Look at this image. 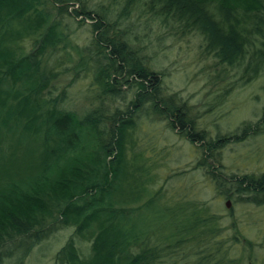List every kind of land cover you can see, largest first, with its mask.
Wrapping results in <instances>:
<instances>
[{
	"label": "trees",
	"instance_id": "trees-1",
	"mask_svg": "<svg viewBox=\"0 0 264 264\" xmlns=\"http://www.w3.org/2000/svg\"><path fill=\"white\" fill-rule=\"evenodd\" d=\"M73 2L79 6L69 11ZM49 6L91 28L87 48L103 98L81 114L66 109L67 89L55 95L51 59L72 45V22L52 18ZM134 15L195 33L220 64L246 62L245 84L264 76V0H0V264H28L40 245L70 228L55 264H175L173 256L189 248L196 264H264L246 258L255 245L243 246L226 205L264 207V172L236 173L222 158L232 142L264 134V112L236 133L210 137L187 103L166 93ZM125 88L132 99L109 112L103 99L126 101ZM148 122L158 138L164 125L168 137L196 146L195 168L217 204L193 196L188 185L154 188L168 151L154 134H139Z\"/></svg>",
	"mask_w": 264,
	"mask_h": 264
},
{
	"label": "rangeland",
	"instance_id": "rangeland-1",
	"mask_svg": "<svg viewBox=\"0 0 264 264\" xmlns=\"http://www.w3.org/2000/svg\"><path fill=\"white\" fill-rule=\"evenodd\" d=\"M74 3L70 4L69 11L78 8V4L72 5ZM49 8L52 18L62 20V24L72 22L67 32L72 45L64 51L54 53L51 59L50 65L59 74L55 95L61 93L64 88L67 89L69 100L66 109L81 114L100 105L96 97L101 96V89L98 87V91V85L95 83L92 69L94 63L91 58L93 55L87 48L92 42L91 28L88 22L79 25L67 13L58 14V10L51 6ZM140 15H134L131 22H134L140 33L147 62L152 64L155 71L163 74L166 93L177 94L186 102L189 113L202 128L208 130L210 137L215 138L218 131L221 135L233 134L244 122L260 121L264 112V76L245 84L243 67L246 62L239 67L220 64L212 55L204 52L203 41L195 33H184L177 26L162 25L152 21L150 17ZM81 65H85L86 69H78ZM124 91L126 101H112L105 96L103 105L109 112L115 107L125 108L132 99V90L125 88ZM151 127L153 126H150V122L146 123L139 129V134H149V139H153L154 134L155 139L158 138L154 129H157V126ZM164 127L158 126L161 135L157 142L159 148L168 152L163 155L165 159L161 162L154 188H180L188 185L193 196L201 201L217 204L212 184L204 185L206 178L195 168L198 160L196 146L172 134V137H168L163 132ZM149 139L146 140L149 142ZM222 158L226 168L236 173H263L264 134L248 137L238 143L232 142L223 149ZM221 205V213L229 226L233 218L229 215L230 211L225 210V202ZM231 208L239 225V233L236 235L240 237L243 246L246 247L249 242L255 245L253 252H248L246 258L264 261V246L261 244L264 237V207L231 204ZM155 211L156 208H152L147 212L148 216H154ZM72 233V228L58 232L36 249L28 264H55L56 252ZM79 246L87 252L90 251L91 245L88 242H81ZM191 254L193 250L189 248L185 254L173 256L172 261H175V264H196Z\"/></svg>",
	"mask_w": 264,
	"mask_h": 264
},
{
	"label": "water",
	"instance_id": "water-1",
	"mask_svg": "<svg viewBox=\"0 0 264 264\" xmlns=\"http://www.w3.org/2000/svg\"><path fill=\"white\" fill-rule=\"evenodd\" d=\"M227 207H230V203L229 202L227 203Z\"/></svg>",
	"mask_w": 264,
	"mask_h": 264
},
{
	"label": "flooded vegetation",
	"instance_id": "flooded-vegetation-1",
	"mask_svg": "<svg viewBox=\"0 0 264 264\" xmlns=\"http://www.w3.org/2000/svg\"><path fill=\"white\" fill-rule=\"evenodd\" d=\"M227 203H228V202H226V205H227ZM229 203H230V206H231V202H230V201H229ZM228 208H230V207H228Z\"/></svg>",
	"mask_w": 264,
	"mask_h": 264
}]
</instances>
